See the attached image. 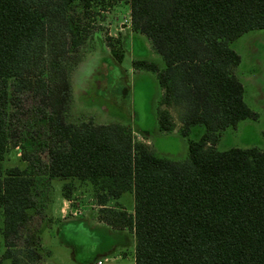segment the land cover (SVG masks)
<instances>
[{
    "label": "trees",
    "instance_id": "obj_1",
    "mask_svg": "<svg viewBox=\"0 0 264 264\" xmlns=\"http://www.w3.org/2000/svg\"><path fill=\"white\" fill-rule=\"evenodd\" d=\"M110 1L0 0L3 260H42L41 231L31 222L45 217L53 182L63 181L65 200L87 189L101 222L134 233L135 264H264V151L218 148L224 131L258 119L235 75L241 57L233 43L264 31V0H125L132 32L165 62L133 66L157 76L162 133L175 131L176 111L178 134L189 140L183 162L157 156L131 127L71 121L86 20ZM122 46L109 39L119 64ZM197 127L204 134L194 141ZM15 148L23 165L10 167ZM127 193L133 214L118 205Z\"/></svg>",
    "mask_w": 264,
    "mask_h": 264
},
{
    "label": "rangeland",
    "instance_id": "obj_2",
    "mask_svg": "<svg viewBox=\"0 0 264 264\" xmlns=\"http://www.w3.org/2000/svg\"><path fill=\"white\" fill-rule=\"evenodd\" d=\"M129 11L127 1L111 0L104 10H98L97 15L86 20L87 40L79 50L81 62L72 73L74 103L71 121L92 119L96 124L131 127L136 139L148 145L157 156L176 162L186 161L189 140L180 135L162 134L159 130L161 87L156 74L134 69V61L147 56L144 46L148 40L140 34L132 40ZM109 39L116 44V49H120V43H123L125 59L121 64L111 52ZM118 40L119 44L116 43ZM233 49L241 57L235 75L244 85L245 102L258 114V119H247L238 128L224 131L218 148L221 151L233 148L264 151V31L256 30L242 36L233 43ZM156 62L161 68L165 67L162 57ZM174 113L178 118L176 111ZM203 134L204 128L197 127L190 138L197 141ZM20 157L18 148L11 150L8 166H22ZM63 185V181L53 182L54 199L50 204L53 215L47 211L45 217L37 216L31 222L33 230L41 231L43 251L40 253L43 258L37 264H94L98 255L114 247L115 252L105 264H135L133 232H111L87 223L99 220L102 209L87 189L78 190L71 204L80 218L62 225L57 222L61 216L58 214L61 204L57 200L62 198ZM118 201L121 208L129 214L134 213L132 194L127 193ZM2 229L3 221L0 220V264H11L3 260L6 248Z\"/></svg>",
    "mask_w": 264,
    "mask_h": 264
},
{
    "label": "crops",
    "instance_id": "obj_3",
    "mask_svg": "<svg viewBox=\"0 0 264 264\" xmlns=\"http://www.w3.org/2000/svg\"><path fill=\"white\" fill-rule=\"evenodd\" d=\"M129 13H130V11H129ZM130 25H131V21H130ZM131 28V27H130ZM132 31V30H131ZM133 33V32H132ZM133 38H132V40L134 41L135 40V38H137V36H139V34H135V33H133ZM131 38V37H130ZM129 40V39H128ZM142 40V39H141ZM148 40V39H147ZM125 45H126V43H125ZM145 47V50L147 51V56L145 57V58H143V59H150V58H152V59H154L155 61H158L159 60V57H161L159 54H157L154 50H153V48H152V45H151V42L148 40V42L146 43V45L144 46ZM161 97H162V95H163V90L161 89ZM171 113H172V116L174 117V121H175V124H176V129H175V131L173 132V133H171V134H166V133H162V134H166V135H179L178 134V130H179V128L181 127V123H180V121H179V119L178 118H176V116H175V113H174V110H171ZM148 144V143H147ZM58 202H60V206H61V208H59L60 210H59V212H58V214H60L61 216H60V218H59V221H57L58 223H61L60 225H62L63 223H69V222H74V221H76V219L77 218H80V217H78V216H76V213H74V211H76V210H74V208L72 207V201H68V200H65L63 197L61 198V199H58L57 200ZM54 207V206H53ZM53 209V208H52ZM49 212H50V215L52 216L53 214H52V212H51V210H50V208H49ZM49 215V216H50ZM68 215H70V217H68ZM90 222V223H89ZM87 223H89V225H91V224H93L95 227H97V228H106V229H108L109 231H111V232H115V230L113 229V228H111V227H109V226H107L106 224H104L103 222H101L100 220H98V219H96L94 222L93 221H88ZM124 231V230H123ZM125 232V231H124ZM123 232V233H124ZM122 233V234H123ZM43 246V245H42ZM115 250H116V247H114V248H110V249H108L107 251H105L104 253H102V254H100V255H98L97 256V258H96V262H94V264H97V262L98 261H101L103 258H105V259H109V256L111 255V254H113L114 252H115ZM73 255L75 256V253L73 252ZM104 259V260H105ZM103 261V260H102ZM106 263V262H105ZM86 264H93L92 262L90 263H86Z\"/></svg>",
    "mask_w": 264,
    "mask_h": 264
},
{
    "label": "built area",
    "instance_id": "obj_4",
    "mask_svg": "<svg viewBox=\"0 0 264 264\" xmlns=\"http://www.w3.org/2000/svg\"><path fill=\"white\" fill-rule=\"evenodd\" d=\"M107 261H108L107 259H105L104 261L101 260V261H98L97 264H105V262Z\"/></svg>",
    "mask_w": 264,
    "mask_h": 264
}]
</instances>
